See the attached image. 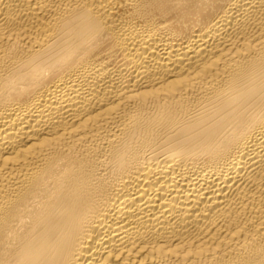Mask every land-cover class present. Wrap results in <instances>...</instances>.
<instances>
[{"label":"bare ground","instance_id":"6f19581e","mask_svg":"<svg viewBox=\"0 0 264 264\" xmlns=\"http://www.w3.org/2000/svg\"><path fill=\"white\" fill-rule=\"evenodd\" d=\"M0 264H264V0H0Z\"/></svg>","mask_w":264,"mask_h":264}]
</instances>
